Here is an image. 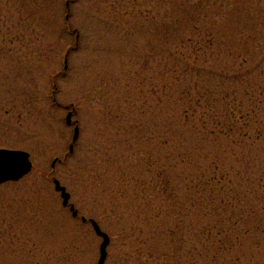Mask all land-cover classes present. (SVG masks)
<instances>
[{
    "label": "rangeland",
    "instance_id": "obj_1",
    "mask_svg": "<svg viewBox=\"0 0 264 264\" xmlns=\"http://www.w3.org/2000/svg\"><path fill=\"white\" fill-rule=\"evenodd\" d=\"M1 148L0 264H264V0H0Z\"/></svg>",
    "mask_w": 264,
    "mask_h": 264
},
{
    "label": "water",
    "instance_id": "obj_2",
    "mask_svg": "<svg viewBox=\"0 0 264 264\" xmlns=\"http://www.w3.org/2000/svg\"><path fill=\"white\" fill-rule=\"evenodd\" d=\"M71 112L66 115V123L70 124L71 121ZM78 127L74 128L73 141L77 140L78 137ZM70 151H72V146L70 145ZM54 159L51 163V166L54 167L56 163ZM32 162L30 161L29 153L23 150H11V149H0V185L6 182H16L19 181L22 177L30 173L32 170ZM54 189L60 194L62 199L63 206H69V210L73 217H76L78 214L77 210L72 204H69L70 194L67 192L66 188L60 184L57 179L52 180ZM82 222L88 221L98 237L101 238V243L99 244V257L97 264H104L107 258V247L110 242L109 236L103 232L98 223L93 220H87L85 217H81Z\"/></svg>",
    "mask_w": 264,
    "mask_h": 264
},
{
    "label": "trees",
    "instance_id": "obj_3",
    "mask_svg": "<svg viewBox=\"0 0 264 264\" xmlns=\"http://www.w3.org/2000/svg\"><path fill=\"white\" fill-rule=\"evenodd\" d=\"M185 3L188 2V0H184ZM176 20H179L176 19ZM175 22V21H173ZM173 25V24H171ZM197 25L194 24L190 29L189 31L192 33L194 32H199L198 30V27H196ZM185 32L187 30H184ZM172 34L173 33H169L168 30H166L164 32V39H163V42H167L166 41V37H171L174 39V37H172ZM191 36V35H190ZM196 37H202V33L199 35V33H197ZM199 39H192L191 37L190 38H187L185 40H182L180 42V46L177 48V49H174L172 52H169V58L167 59H170V63L169 61H163L162 63V67L167 71V72H170L171 69L176 72L179 68V64L183 62V59L185 60H189V64L187 65L188 66V70H192L193 72V66L194 64L196 63V58L192 59L190 57H183V53L181 51V49L185 46V45H188V44H194L193 48H194V52L196 51V45H199L200 46V42L198 41ZM208 43V42H207ZM178 44H179V41H178ZM163 51H166L163 49ZM168 52V51H167ZM176 55H179L180 57H175ZM175 58V60H174ZM183 58V59H182ZM177 63V66H175ZM188 71V72H189ZM191 72V73H192ZM186 74V73H185ZM164 82V81H163ZM164 87H166V85H164ZM161 168H162V173H164L165 171H168V166L167 165H161ZM264 186V185H262ZM240 204L241 201H206V204L205 206L207 207V209H209V213L207 212V215H212V214H222V215H227V213L232 210V213L231 215H236V214H240V213H245V212H248L249 214H251L252 216H254L256 218V216H260V215H263L264 214V201H256L255 200V203H258L259 205H262L261 209L263 212H261V210L258 208V207H254V206H249L250 208L248 210H244L243 208H236L235 207V204ZM221 212V213H220ZM223 212V213H222ZM205 215H206V211H205ZM203 216V214H202ZM219 228H222L219 226ZM255 231H260L261 233H264V230L261 229V227L257 226L255 228H252L248 231V233L250 234H253Z\"/></svg>",
    "mask_w": 264,
    "mask_h": 264
}]
</instances>
